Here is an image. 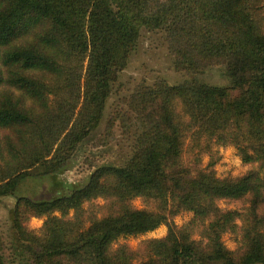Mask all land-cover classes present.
<instances>
[{
	"label": "trees",
	"instance_id": "trees-1",
	"mask_svg": "<svg viewBox=\"0 0 264 264\" xmlns=\"http://www.w3.org/2000/svg\"><path fill=\"white\" fill-rule=\"evenodd\" d=\"M263 7L264 0H0V198L64 167L103 118L142 28L165 33L176 70L218 65L229 82L192 77L136 91L129 114L116 116L132 129L131 156L97 167L66 194L15 197L13 258L0 237V264H264ZM213 144L233 145L258 167L220 179L185 156L189 148L193 160L212 157ZM247 195L243 212L216 205ZM97 197L109 200L108 212L85 218L82 205ZM135 197L155 210L133 209ZM179 210L193 212L191 229L199 227L202 240L169 225L166 237L145 242L140 261L123 245L111 248L120 236L168 225ZM30 216L46 217L38 235L25 227ZM227 232L239 234L240 256L224 245Z\"/></svg>",
	"mask_w": 264,
	"mask_h": 264
},
{
	"label": "rangeland",
	"instance_id": "rangeland-1",
	"mask_svg": "<svg viewBox=\"0 0 264 264\" xmlns=\"http://www.w3.org/2000/svg\"><path fill=\"white\" fill-rule=\"evenodd\" d=\"M174 60V55L168 47L163 31L141 29L138 42L127 65L120 72L113 85L112 93L107 99L103 118L98 126L77 146L64 167L52 176L27 178L21 182L13 196L0 198V237L5 245L7 260L13 258L12 252L7 246L13 241L12 211L16 203L15 197L26 196L34 200H45L66 194L69 192V186L80 187L85 184L97 167L102 165L120 166L131 156L133 143L129 133L132 129L128 131L127 122L117 119L116 116L121 111H127L129 114L128 102L136 91L143 92L159 81H165L169 86H173L192 77L215 86H227L229 83L221 66H213L201 73L190 74L183 70H176ZM212 148L215 152L212 157L209 156V153H204L197 160H193L189 148L186 149V147L185 156L191 165L211 169L220 179L238 178L258 167L257 163H244L233 145L213 144ZM195 161L196 164H193ZM210 162L211 166L208 167ZM130 205L136 210H155L156 207V203L145 201L142 197H135L130 201ZM216 205L221 210L243 212L250 206V196L237 199L220 198L216 200ZM109 206L108 199L93 198L82 205L83 215L85 218L91 215L100 218L108 212ZM258 212L264 218V203L259 205ZM54 215L60 216V213L56 212ZM193 216V212L179 210L169 218L168 225L161 224L154 230L143 234L120 236L111 244V248L116 249L123 245L132 254L134 260L140 261L146 256L145 242L166 237L169 225L175 230L188 227L190 233L192 232V238L202 240L201 229L199 227L191 229L194 226ZM72 217H74V210H69L67 218ZM45 219V216H30L25 221V227L33 234L38 235ZM237 224L241 226L239 220H237ZM239 239L238 233L227 232L222 236L224 245L234 252L235 256H240L242 253Z\"/></svg>",
	"mask_w": 264,
	"mask_h": 264
}]
</instances>
